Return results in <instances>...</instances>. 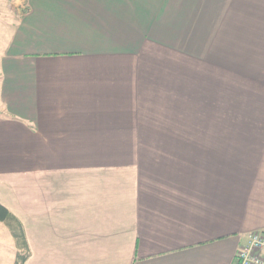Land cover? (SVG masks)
I'll return each mask as SVG.
<instances>
[{"label":"crops","instance_id":"1","mask_svg":"<svg viewBox=\"0 0 264 264\" xmlns=\"http://www.w3.org/2000/svg\"><path fill=\"white\" fill-rule=\"evenodd\" d=\"M0 204L24 264H234L264 231V0H0Z\"/></svg>","mask_w":264,"mask_h":264},{"label":"built area","instance_id":"2","mask_svg":"<svg viewBox=\"0 0 264 264\" xmlns=\"http://www.w3.org/2000/svg\"><path fill=\"white\" fill-rule=\"evenodd\" d=\"M234 264H264V231L247 235V242L235 253Z\"/></svg>","mask_w":264,"mask_h":264},{"label":"trees","instance_id":"3","mask_svg":"<svg viewBox=\"0 0 264 264\" xmlns=\"http://www.w3.org/2000/svg\"><path fill=\"white\" fill-rule=\"evenodd\" d=\"M0 221L5 222L8 226L12 236L16 239V241H24V234L21 229V224L18 219L6 209L4 206L0 204ZM20 230V231H19ZM27 258V254L17 253L15 257L14 264H24V261Z\"/></svg>","mask_w":264,"mask_h":264},{"label":"rangeland","instance_id":"4","mask_svg":"<svg viewBox=\"0 0 264 264\" xmlns=\"http://www.w3.org/2000/svg\"><path fill=\"white\" fill-rule=\"evenodd\" d=\"M0 264H13L15 260L14 246L11 244L10 236L8 231L0 234Z\"/></svg>","mask_w":264,"mask_h":264}]
</instances>
